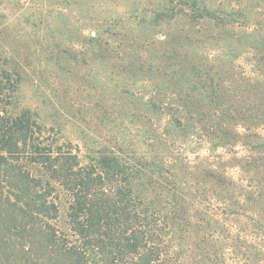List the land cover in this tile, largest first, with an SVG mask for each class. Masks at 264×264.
<instances>
[{
    "label": "trees",
    "instance_id": "1",
    "mask_svg": "<svg viewBox=\"0 0 264 264\" xmlns=\"http://www.w3.org/2000/svg\"><path fill=\"white\" fill-rule=\"evenodd\" d=\"M151 6L147 34L121 39L76 0L48 10L46 29L107 67L142 120L136 144L87 163L18 107L24 67L0 50V264H264V14Z\"/></svg>",
    "mask_w": 264,
    "mask_h": 264
},
{
    "label": "rangeland",
    "instance_id": "2",
    "mask_svg": "<svg viewBox=\"0 0 264 264\" xmlns=\"http://www.w3.org/2000/svg\"><path fill=\"white\" fill-rule=\"evenodd\" d=\"M76 1L92 7L94 21L118 25L119 29H112L113 33H121L120 39L147 34L137 25L145 10L152 9L154 0ZM203 1L212 8L247 4L258 13L257 19L264 14V0ZM58 4L61 0H0V50L11 57L17 56L24 67L18 107L31 110L39 124L59 137L61 143L72 142L80 146L81 154L85 156L83 162L87 163L88 150L96 152L104 147H120L122 137L129 144H136L137 128L142 120L138 112L131 119L128 107L130 102L133 106L136 102L125 94L123 83L111 80L107 67L98 69L89 56L84 62L72 51L73 45L55 35L54 30L59 26L53 21L51 27L54 30L46 29L51 15L48 10H54ZM131 29L134 34L130 33ZM214 31L212 23H206L202 33ZM50 51H54L60 60L48 65L42 63ZM241 65L246 67L245 62ZM240 150L244 154L245 149ZM207 153V147L201 150V155Z\"/></svg>",
    "mask_w": 264,
    "mask_h": 264
}]
</instances>
